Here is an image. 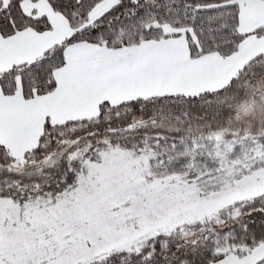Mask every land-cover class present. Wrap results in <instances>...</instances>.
<instances>
[{"label": "snow or ice", "instance_id": "6c2138e0", "mask_svg": "<svg viewBox=\"0 0 264 264\" xmlns=\"http://www.w3.org/2000/svg\"><path fill=\"white\" fill-rule=\"evenodd\" d=\"M0 264H264V0H0Z\"/></svg>", "mask_w": 264, "mask_h": 264}]
</instances>
